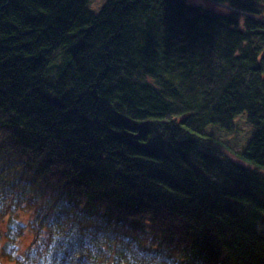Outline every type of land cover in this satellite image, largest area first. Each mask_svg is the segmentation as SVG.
I'll list each match as a JSON object with an SVG mask.
<instances>
[{"label":"trees","instance_id":"16d2710c","mask_svg":"<svg viewBox=\"0 0 264 264\" xmlns=\"http://www.w3.org/2000/svg\"><path fill=\"white\" fill-rule=\"evenodd\" d=\"M94 2L0 0V264L51 214L148 264H264V0Z\"/></svg>","mask_w":264,"mask_h":264},{"label":"clouds","instance_id":"9594fccd","mask_svg":"<svg viewBox=\"0 0 264 264\" xmlns=\"http://www.w3.org/2000/svg\"><path fill=\"white\" fill-rule=\"evenodd\" d=\"M10 206L11 201L0 195V213ZM11 228L7 243L16 264H148L139 241L94 233L55 214L22 221L13 218ZM21 230L24 236L19 235ZM24 237H29L27 243ZM3 244L0 241V247Z\"/></svg>","mask_w":264,"mask_h":264},{"label":"rangeland","instance_id":"374dc122","mask_svg":"<svg viewBox=\"0 0 264 264\" xmlns=\"http://www.w3.org/2000/svg\"><path fill=\"white\" fill-rule=\"evenodd\" d=\"M192 2H195L196 4H199L200 0H192ZM214 3L216 1H213ZM106 3V0H95V2L93 3V5L102 8ZM239 128L242 129L243 135H241L240 133L236 134L237 137L235 136H219V140L223 141L224 143H226L231 149H233L234 151L240 152L242 151L245 146H246V141H242L241 138H247L248 136H250L251 131H250V127L245 123V120L242 119L239 123ZM242 136V137H241ZM247 136V137H246ZM32 216H28L25 218L26 219H30ZM16 219H19V215L16 216ZM24 236V234H23ZM26 239H24V242L27 243V240L29 239V237H25ZM4 241V243L6 242V238L4 237V239L2 240Z\"/></svg>","mask_w":264,"mask_h":264},{"label":"bare ground","instance_id":"6f19581e","mask_svg":"<svg viewBox=\"0 0 264 264\" xmlns=\"http://www.w3.org/2000/svg\"><path fill=\"white\" fill-rule=\"evenodd\" d=\"M104 2V1H103ZM219 3V2H218ZM218 5H220L221 6V8L222 9H226V10H228L230 13H235V12H238V10H237V7H236V9H235V6H232V5H228L227 3H219ZM220 8V9H221ZM219 9V10H220ZM98 12H99V10H98ZM251 19H252V17H251ZM253 19L257 22L258 21V18L256 17L255 18V16H253ZM264 22V21H263ZM260 34H261V32H259ZM157 125H159L157 122H151L147 127H148V129H149V134L147 135V137H148V139L150 140V138L152 139V136L157 132ZM146 135H144V137H145ZM225 251H226V249H225Z\"/></svg>","mask_w":264,"mask_h":264}]
</instances>
